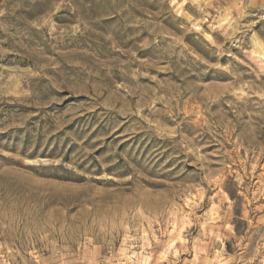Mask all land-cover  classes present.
<instances>
[{
    "label": "rangeland",
    "instance_id": "obj_1",
    "mask_svg": "<svg viewBox=\"0 0 264 264\" xmlns=\"http://www.w3.org/2000/svg\"><path fill=\"white\" fill-rule=\"evenodd\" d=\"M0 264H264V0H0Z\"/></svg>",
    "mask_w": 264,
    "mask_h": 264
}]
</instances>
